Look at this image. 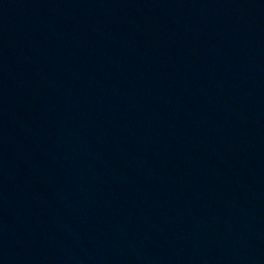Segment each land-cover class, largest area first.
<instances>
[{
	"label": "water",
	"instance_id": "1",
	"mask_svg": "<svg viewBox=\"0 0 264 264\" xmlns=\"http://www.w3.org/2000/svg\"><path fill=\"white\" fill-rule=\"evenodd\" d=\"M0 264H264V0H0Z\"/></svg>",
	"mask_w": 264,
	"mask_h": 264
}]
</instances>
